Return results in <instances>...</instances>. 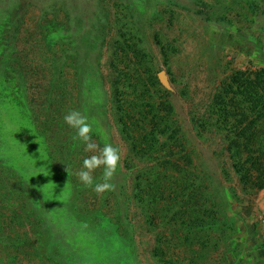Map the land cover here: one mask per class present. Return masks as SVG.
I'll list each match as a JSON object with an SVG mask.
<instances>
[{"label":"rangeland","instance_id":"374dc122","mask_svg":"<svg viewBox=\"0 0 264 264\" xmlns=\"http://www.w3.org/2000/svg\"><path fill=\"white\" fill-rule=\"evenodd\" d=\"M0 264H264V0H0Z\"/></svg>","mask_w":264,"mask_h":264},{"label":"clouds","instance_id":"9594fccd","mask_svg":"<svg viewBox=\"0 0 264 264\" xmlns=\"http://www.w3.org/2000/svg\"><path fill=\"white\" fill-rule=\"evenodd\" d=\"M63 119L70 128L76 130V136L73 139L82 141L85 145L84 151L92 153V155L83 159L82 167L76 173L80 182L85 187L92 188L98 195L115 191L116 185L112 181L117 172V168L121 165V152L119 147L111 143H105L103 147H100L93 141L91 135L93 128L88 122V116L79 110H70L64 115ZM97 169L103 170L101 182L94 183L93 173ZM51 183L49 182L44 186L47 187Z\"/></svg>","mask_w":264,"mask_h":264},{"label":"trees","instance_id":"16d2710c","mask_svg":"<svg viewBox=\"0 0 264 264\" xmlns=\"http://www.w3.org/2000/svg\"><path fill=\"white\" fill-rule=\"evenodd\" d=\"M203 175L207 178H211V180H213L215 182L213 184H219V180L217 179V177L214 173L209 172V175H207V174H203Z\"/></svg>","mask_w":264,"mask_h":264}]
</instances>
